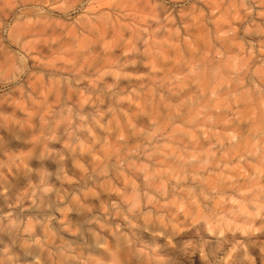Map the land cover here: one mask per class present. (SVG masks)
<instances>
[{
	"label": "clouds",
	"instance_id": "1",
	"mask_svg": "<svg viewBox=\"0 0 264 264\" xmlns=\"http://www.w3.org/2000/svg\"><path fill=\"white\" fill-rule=\"evenodd\" d=\"M198 2L0 0V264H264V0Z\"/></svg>",
	"mask_w": 264,
	"mask_h": 264
},
{
	"label": "rangeland",
	"instance_id": "2",
	"mask_svg": "<svg viewBox=\"0 0 264 264\" xmlns=\"http://www.w3.org/2000/svg\"><path fill=\"white\" fill-rule=\"evenodd\" d=\"M133 2L137 4V9H136L137 11H140V12L145 11L144 4H145L146 0H133ZM170 2L172 3L173 6H176V0H170ZM193 2H197V6L198 7H204L205 11H208V8H207L206 4H200L198 2V0H193ZM220 2H221V0H216V3H220ZM221 10H223V8ZM191 32H192V35L194 37H197V38L200 39L201 43L203 42V38L205 36V33H204V31L202 29L194 28V29L191 30ZM43 51L46 52L47 50L44 49ZM189 54H191V53H189ZM169 69L170 70H175V65H169ZM223 255H224L223 253H218L212 259L214 261H217L218 264H225V261L220 259V257L223 256ZM226 264H241L240 258L238 256H233L231 258H228L227 261H226ZM257 264H259V262H257Z\"/></svg>",
	"mask_w": 264,
	"mask_h": 264
}]
</instances>
